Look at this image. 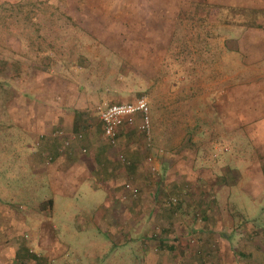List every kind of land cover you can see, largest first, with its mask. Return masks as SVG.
Returning <instances> with one entry per match:
<instances>
[{
	"label": "rangeland",
	"instance_id": "rangeland-1",
	"mask_svg": "<svg viewBox=\"0 0 264 264\" xmlns=\"http://www.w3.org/2000/svg\"><path fill=\"white\" fill-rule=\"evenodd\" d=\"M210 2L0 0V264L140 259L136 245L130 254L118 255L120 248L110 249L116 237L108 238L104 224L89 223L105 191L81 183L73 195L61 196L40 172L30 174L28 146L38 132L28 127L32 106L38 115L61 113L62 122L51 126V133L80 134L71 147L87 152L103 146L115 156L121 169L113 176L118 185L112 203L122 200L129 207L125 202L133 200V210L145 218L144 232L161 225L154 221L155 205L162 212L172 209L176 220L187 217L185 205L200 198L222 199L219 220L226 219V226L237 214L264 224V59L248 63L235 40L230 42L248 29L264 34V0L254 7ZM140 96L147 101L150 146L137 121L120 127L115 146L109 145L102 138L98 106ZM120 153L128 157L120 161ZM147 156L157 166L154 172ZM124 182L138 188L136 196L121 198ZM46 198L53 205L40 211ZM123 205L114 206L119 222L114 229H139L121 217L129 209ZM192 213L194 224H202L199 210ZM150 233L144 245L151 241L157 248ZM210 260L206 263H216Z\"/></svg>",
	"mask_w": 264,
	"mask_h": 264
},
{
	"label": "crops",
	"instance_id": "crops-1",
	"mask_svg": "<svg viewBox=\"0 0 264 264\" xmlns=\"http://www.w3.org/2000/svg\"><path fill=\"white\" fill-rule=\"evenodd\" d=\"M210 1H212L210 3L224 6L254 7L258 5L256 2L257 0ZM230 39H232L230 42H232L233 39L235 40L236 47L243 52L244 59H246L248 63L256 62L262 64L264 59V34L261 32H254L253 29H248L242 32L238 37ZM230 42H225L227 47ZM238 73V71L233 72V78H237L235 76H238ZM259 76L260 75L256 77ZM260 78L264 79V75H261ZM37 97L38 94H35L34 98H32V104L33 100ZM35 107L36 106L30 107L28 126L30 130L33 128L34 131H38L35 133L36 136L28 146V169L30 174L40 172L42 176L47 177V180L55 187L54 190L51 188V191L61 196L73 195L72 193L75 192L81 183H87L89 189L105 191L107 193L105 196L106 199L104 202H100L99 206L91 212L88 220L89 223L96 226V228H100L101 225L104 224V228L101 227V229L108 232V238H112L113 236L116 237V241L110 243V249L112 250L116 247L120 248L119 252H117L118 255L122 257L130 254V247L136 245L135 255L137 258H140L137 259L135 262L136 264H207L206 261L210 259L212 262L216 261L215 264H228L230 260L232 264H262V260H264L263 222L259 224L256 217H242L237 214V219H231L230 225L226 226V223L222 222L226 219L222 221L219 220L218 211L221 210L222 212L221 207H225V204H221L222 199L220 197L214 200L203 198H200V200H191L185 205L186 209L184 210L186 211L185 213L189 215L187 217L181 216L180 219L176 220H174L173 215H170L172 209H163L162 212L160 207L155 210V205V207H153V213L156 214L154 218L157 217V220L154 221H157V223L161 225L158 226V230L151 231L152 233H156L154 236L155 238L152 240L157 238V241L154 240L157 248H155L153 243L151 244V241H147L148 243H146L147 245L145 246V239L150 232H144L142 227L145 218L137 215L135 213L137 211L133 210L132 207L134 206L132 205H134V201L132 200V202L130 201L131 199H128L127 202H125H131L129 207L124 206L122 200H118L117 204H113L116 202L114 201L116 197L113 195V190L117 189L116 185H118L117 180L114 179L113 176L120 175L119 171L121 169L117 167L118 164L115 161V156L110 157L107 150H102L103 146H94L90 148V150H87V152L83 149L80 150L75 146L76 144L71 147V142L74 143V140H77L78 137L70 139L71 133L63 137L57 136L56 131L51 133V126L58 125L62 122L61 119L63 117L61 113L54 112L45 114L42 110V114L38 115L39 111H36ZM58 110L61 111V108H58ZM72 119L71 115L70 121ZM136 119L138 120V118ZM73 133L76 134L75 132ZM55 135L57 136L56 138L54 137ZM66 138H69L68 145L62 146V141ZM124 156L126 157L127 155ZM113 161L115 162L113 163ZM112 163L116 165L117 169L113 167ZM130 163V165L137 166L135 162ZM153 165L155 168L157 167L156 164ZM139 185H141V182H139ZM213 189L214 187L212 190ZM215 189L218 196L223 192L221 188ZM118 192L119 194H124L121 187ZM118 192H116V194ZM202 196L205 197L206 194ZM138 202H140V200H138ZM225 202L229 203L230 201L228 202L226 199ZM118 204H122L124 208H129L126 210L127 214L121 217L124 219L126 218L127 222H137L139 229L135 230L131 228V230H129L128 227L125 228L124 225H120L122 227L121 230L120 227L114 229V227L117 226L116 223H119L116 219L118 212L117 210L116 213L114 211V206L118 208ZM52 205V198L43 199L42 202L39 203V210H50ZM135 207H139L138 204H136ZM142 207L145 206L143 205ZM178 208L180 212H182L180 205ZM196 210H199L200 217H202V224L199 225L194 224L195 218L197 217L192 211L194 212ZM165 211L168 212V215L164 214ZM143 212H141V215ZM50 226L51 229H53L56 228L57 225L55 223H50ZM132 230L135 231L133 234H131ZM161 231L164 232V234ZM209 239H211V241H209ZM133 242L135 244H133ZM60 252L58 255L61 254ZM211 260L209 262H211ZM123 263L135 264L133 260L126 261V257H123Z\"/></svg>",
	"mask_w": 264,
	"mask_h": 264
},
{
	"label": "built area",
	"instance_id": "built-area-1",
	"mask_svg": "<svg viewBox=\"0 0 264 264\" xmlns=\"http://www.w3.org/2000/svg\"><path fill=\"white\" fill-rule=\"evenodd\" d=\"M97 117L101 124L102 138L109 145L115 146L120 127L133 125L137 121V128L143 133L146 146H150L148 106L144 96H140L130 102H102L98 106ZM76 137L79 138L80 134L72 133L70 139ZM68 141L69 138L64 139L62 146H67ZM117 159L124 161L122 153L118 154ZM146 161L150 162V172H154L156 168L152 164L151 156H147ZM122 187L124 193L122 198H131L138 193V188L130 182H124ZM171 201L174 202L175 199L172 198Z\"/></svg>",
	"mask_w": 264,
	"mask_h": 264
},
{
	"label": "trees",
	"instance_id": "trees-1",
	"mask_svg": "<svg viewBox=\"0 0 264 264\" xmlns=\"http://www.w3.org/2000/svg\"><path fill=\"white\" fill-rule=\"evenodd\" d=\"M259 28H262L263 27V25L262 26H258ZM243 136L246 138V136H245V134H243ZM117 137H118V134H117ZM144 137V136H143ZM246 140L247 141H249V138H246ZM229 142H233L231 139L229 140ZM260 169H261V173H262V175H264V157L263 158H261L260 159ZM201 194H205V193H201ZM202 196V195H201ZM176 203H179V202H176ZM180 204V203H179ZM163 231V230H162ZM156 235V233H151L150 235H149V237H153V238H155L154 236ZM157 239V238H156ZM26 258H28V257H26ZM35 258V256H32V257H30V259H34Z\"/></svg>",
	"mask_w": 264,
	"mask_h": 264
}]
</instances>
